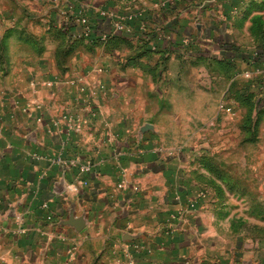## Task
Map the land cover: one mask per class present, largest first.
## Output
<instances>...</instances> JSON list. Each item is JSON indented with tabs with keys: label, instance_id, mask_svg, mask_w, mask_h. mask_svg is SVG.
<instances>
[{
	"label": "crops",
	"instance_id": "1",
	"mask_svg": "<svg viewBox=\"0 0 264 264\" xmlns=\"http://www.w3.org/2000/svg\"><path fill=\"white\" fill-rule=\"evenodd\" d=\"M118 17L140 52L118 54ZM0 22V264H261L244 224L263 212L211 157L223 143L199 126L221 106L198 75L227 90L234 66L264 84V0H0ZM53 28L95 30L93 47L57 63L36 48ZM56 157L94 171L62 172Z\"/></svg>",
	"mask_w": 264,
	"mask_h": 264
},
{
	"label": "rangeland",
	"instance_id": "2",
	"mask_svg": "<svg viewBox=\"0 0 264 264\" xmlns=\"http://www.w3.org/2000/svg\"><path fill=\"white\" fill-rule=\"evenodd\" d=\"M22 13L23 17L25 16L27 18H31L33 15L25 11ZM5 29L6 26L0 22V36L4 33ZM31 29L37 30L38 28H28L24 26L19 29L18 33L21 36H30L28 32L33 31ZM39 32L40 31L35 32L37 50L52 51V54H56L55 58L57 63H63L64 61V63H66L77 50L89 51L93 47V43L89 41V38H79L78 36L74 38L70 33H67L68 35H59L61 31L57 29L56 32L55 28H53V42L44 43L40 40L38 41V36L41 34ZM87 33H89V31ZM85 39L88 42L85 43ZM134 40H139V37ZM120 42H122V44H120L118 48V54H127L125 45L134 50H139V52L141 51V46L138 43H132L130 40ZM184 45L187 46L188 43ZM28 46H31L30 42ZM3 50L4 44L0 43V54L3 53ZM65 52L68 55L63 58L61 54ZM183 53H188V51L184 49ZM244 70L246 69L239 70L233 66V69L228 75L227 90L224 89L225 86L223 83L221 89L219 86L215 89L213 87L206 88L208 79H212L211 75H198V83L202 90H207L212 94L218 95L217 100L220 101L219 106L221 107L219 108V115L213 119L212 123H210V121L206 126H197L201 128L207 127V133L210 134L211 138L210 143H213L212 145L214 147H216L214 143H220L221 140L223 144L219 147L217 146L218 148L216 150L213 148L215 151H213L214 155H211L212 159L215 160V162H222L225 164L221 166L222 171L231 182H234L238 189V193L244 191L247 204L252 206L253 210H261V212H263L260 217H251L249 218L248 224H244L247 228V232L249 231V234L258 238L260 241V250L257 254L262 264L264 262V84L262 81L260 83L258 76L245 74L243 72ZM245 75H247V77ZM101 89L102 87L97 88V90ZM79 91L83 92V89ZM96 93L97 91L91 94L96 95ZM91 98L92 96H90V98L88 97L84 102L87 103L89 112L93 114L95 110L92 107ZM257 100L259 102L257 107L258 113L255 111ZM249 113L251 117L248 121L249 124L253 122L255 125L257 124L254 135L255 141L253 142L247 141L248 136H252L250 133L251 128L248 129V127L243 125ZM55 162L60 165L62 172L71 167H76L80 173L94 171L91 162L82 163L75 159L66 160L61 157H56ZM83 167H88V170ZM78 180L77 183L82 185H87L88 183L86 179ZM73 184L72 186L78 190V185L76 184V186ZM43 207H46L45 204Z\"/></svg>",
	"mask_w": 264,
	"mask_h": 264
},
{
	"label": "built area",
	"instance_id": "3",
	"mask_svg": "<svg viewBox=\"0 0 264 264\" xmlns=\"http://www.w3.org/2000/svg\"><path fill=\"white\" fill-rule=\"evenodd\" d=\"M109 16H110V18L113 19L114 14L111 13ZM75 21L78 24H80L81 26L84 27V32L85 33H87L90 30L88 19L85 16L77 15L75 17ZM111 27H112V31L111 32H113V33H122V34H125V35H133V36H136V37H140L139 34H135V32L133 30V26L126 22V18L118 17L116 20L114 19L111 22ZM189 41H190V37L185 36L183 38L182 42H183V44H187ZM84 169L88 170V167H85ZM196 197L202 198V197H204V193L203 192H199V193H197ZM196 197L189 202L190 203L189 205H191V206L194 205V203L196 202ZM181 217H182V211L181 210H179V211H177L175 213H172L170 215V218L173 219V220L179 219ZM125 255L127 257V260H126L125 264H133L132 258L129 255V253H126Z\"/></svg>",
	"mask_w": 264,
	"mask_h": 264
},
{
	"label": "trees",
	"instance_id": "4",
	"mask_svg": "<svg viewBox=\"0 0 264 264\" xmlns=\"http://www.w3.org/2000/svg\"><path fill=\"white\" fill-rule=\"evenodd\" d=\"M76 25H77V24L72 25V26H69V27L67 28V30H65V31H67V32L72 31V28L75 29ZM92 27H93V26H92ZM91 29H92V28H91ZM75 31H76V29H75ZM89 35H90V37L88 36L87 38H89V41L91 42V41L94 40V37H92V35H93V36L95 35V30H92L91 33H90ZM111 35H112V37H114V38H116V39H118V40H120V41H123V42L127 39V38H126L127 36H126L125 34H122V33H113V32H111ZM149 35H150L149 33H145L144 36L141 37V39L144 41V43H146V44L152 46V45H151V41L155 38V36H154V34L151 35V36H149ZM124 36H125V37H124ZM79 37H83V35H81V36H79ZM143 48H146V46L144 45ZM259 56H261V55H259ZM259 56H258V54H256L254 57H256V58L259 60ZM245 99H246V98H245ZM258 104H259V102H258V100H257V102H256V106H255V111H256V113H258V108H257V107H258ZM251 111H252V110H251ZM250 118H251V117H250V113H249L248 118H247L246 121L243 123V125H245L246 127H248V129L251 128V127H253V126H255V123H254V122L249 124L248 121H249ZM259 212L261 213V211H259Z\"/></svg>",
	"mask_w": 264,
	"mask_h": 264
}]
</instances>
